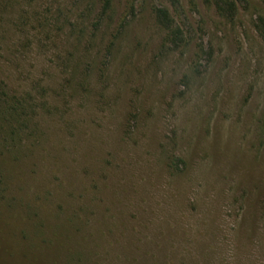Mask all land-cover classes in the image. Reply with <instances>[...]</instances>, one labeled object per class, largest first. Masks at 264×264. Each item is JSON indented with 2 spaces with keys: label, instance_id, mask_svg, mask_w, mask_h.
Masks as SVG:
<instances>
[{
  "label": "rangeland",
  "instance_id": "obj_1",
  "mask_svg": "<svg viewBox=\"0 0 264 264\" xmlns=\"http://www.w3.org/2000/svg\"><path fill=\"white\" fill-rule=\"evenodd\" d=\"M235 2L0 6V88L33 106L0 151V264H264V0Z\"/></svg>",
  "mask_w": 264,
  "mask_h": 264
},
{
  "label": "trees",
  "instance_id": "obj_2",
  "mask_svg": "<svg viewBox=\"0 0 264 264\" xmlns=\"http://www.w3.org/2000/svg\"><path fill=\"white\" fill-rule=\"evenodd\" d=\"M130 1L133 2L134 0ZM196 1L189 0L193 6L196 5ZM166 2L175 12H178L179 7H181V0H166ZM204 2L212 3L217 13L228 20H232L237 14L235 0H204ZM9 4L10 0H0V6H8ZM108 5V2H106L105 7L107 8ZM152 12L156 24L165 32L164 45L168 44L175 48L187 46L188 42L183 35V31L176 25L169 7L159 5L154 7ZM257 27L261 34H264L263 18L259 19ZM31 113H33V106L28 104L24 98L20 99L16 95L10 96L8 92L0 88V151H3L19 137L21 126L28 125L31 121Z\"/></svg>",
  "mask_w": 264,
  "mask_h": 264
}]
</instances>
